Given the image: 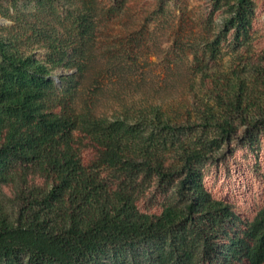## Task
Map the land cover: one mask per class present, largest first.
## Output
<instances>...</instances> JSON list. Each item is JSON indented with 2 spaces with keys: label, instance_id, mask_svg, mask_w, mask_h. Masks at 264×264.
<instances>
[{
  "label": "trees",
  "instance_id": "trees-1",
  "mask_svg": "<svg viewBox=\"0 0 264 264\" xmlns=\"http://www.w3.org/2000/svg\"><path fill=\"white\" fill-rule=\"evenodd\" d=\"M34 11L22 25L18 0L0 1V264H127L139 249L145 264H264L261 7L208 0L202 94L190 83L177 108L113 91L110 114L78 102L97 0ZM225 55L230 69L211 67Z\"/></svg>",
  "mask_w": 264,
  "mask_h": 264
},
{
  "label": "rangeland",
  "instance_id": "rangeland-1",
  "mask_svg": "<svg viewBox=\"0 0 264 264\" xmlns=\"http://www.w3.org/2000/svg\"><path fill=\"white\" fill-rule=\"evenodd\" d=\"M0 1L4 5L8 2ZM253 1L264 16V0ZM18 4L20 23H33L38 0H18ZM97 4L99 29L94 60L91 74L79 88L78 102L94 99L99 111L110 114L120 107L113 91L123 90L121 97L126 100L144 96L152 103L162 100L177 108L190 83L202 94L197 86L194 53L200 52L210 34L205 14L208 0H97ZM10 24L0 15V25ZM30 37L29 41L36 44ZM232 63L233 58L225 55L211 67L230 69ZM244 73L250 79L255 75L252 70ZM57 76L53 75L59 84ZM260 81L255 82L260 85ZM127 257V264H145L148 260L140 249L133 258Z\"/></svg>",
  "mask_w": 264,
  "mask_h": 264
}]
</instances>
